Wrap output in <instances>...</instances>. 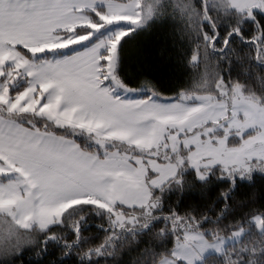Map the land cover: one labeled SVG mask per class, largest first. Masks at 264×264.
<instances>
[{"label":"snow or ice","instance_id":"snow-or-ice-1","mask_svg":"<svg viewBox=\"0 0 264 264\" xmlns=\"http://www.w3.org/2000/svg\"><path fill=\"white\" fill-rule=\"evenodd\" d=\"M28 252L264 264V0H0V264Z\"/></svg>","mask_w":264,"mask_h":264},{"label":"trees","instance_id":"trees-1","mask_svg":"<svg viewBox=\"0 0 264 264\" xmlns=\"http://www.w3.org/2000/svg\"><path fill=\"white\" fill-rule=\"evenodd\" d=\"M154 39V37L152 36H147L144 38V42L145 43H150L152 40ZM162 86L165 87L166 89L171 85V81L170 80H167V79H162ZM174 198V197H173ZM200 197L198 194H189V195H186L184 200H185V203L186 204H190L196 200H199ZM99 223V222H97ZM91 229L92 231H98L97 227H96V224H93L91 226ZM24 259V262L25 264H38L37 262V258L31 253V252H28L24 255L23 257Z\"/></svg>","mask_w":264,"mask_h":264}]
</instances>
